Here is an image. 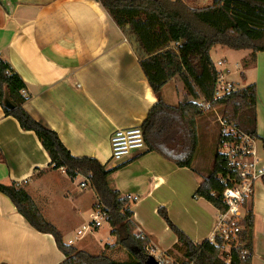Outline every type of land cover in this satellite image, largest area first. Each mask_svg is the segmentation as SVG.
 Here are the masks:
<instances>
[{
    "label": "crops",
    "instance_id": "0c3cea01",
    "mask_svg": "<svg viewBox=\"0 0 264 264\" xmlns=\"http://www.w3.org/2000/svg\"><path fill=\"white\" fill-rule=\"evenodd\" d=\"M181 1L191 8L212 3ZM235 52L242 57L241 63L234 65L233 77L225 69V61L219 65L212 62L220 84L227 83L226 89L231 84L237 89L255 84L256 134L262 145L264 52L257 53L246 67L242 60L251 57L250 51ZM0 59L10 64L25 85L21 93L27 97L24 109L54 131L70 155L94 158L107 169L124 164L108 177V183L130 199L134 233L149 238V249L165 254L176 243L174 233L158 214L159 208L166 210L170 221L193 243L209 240L217 210L193 194L212 163L197 168L195 159L192 170L179 168L155 152H137L118 162L110 159L112 133L140 126L157 99L132 47L98 3L0 0ZM182 94L177 77L162 89V99L168 105L176 106ZM49 163L36 135L22 130L0 107V183L13 182L23 188L43 218L61 232L65 244L95 256L105 252L111 258L113 249L105 250V246L116 240L94 208L98 204L94 192L90 186L80 189L79 179L69 177L63 169H51ZM252 210L251 264H264V178L254 184ZM94 216L99 225L88 226ZM103 225L106 230L100 240L87 238L99 233ZM94 249L97 254L92 253ZM64 260L52 236L30 227L0 193V264H60Z\"/></svg>",
    "mask_w": 264,
    "mask_h": 264
},
{
    "label": "trees",
    "instance_id": "16d2710c",
    "mask_svg": "<svg viewBox=\"0 0 264 264\" xmlns=\"http://www.w3.org/2000/svg\"><path fill=\"white\" fill-rule=\"evenodd\" d=\"M108 14L122 32L138 60L142 73L157 99L139 126L145 145L144 153L155 152L179 168L192 170L198 149L197 119L220 109V118L248 137L256 134V86L230 88L220 96L219 72L210 57L216 46L233 51H250V60L264 52V0H212L210 6L191 8L181 0H93ZM248 64L244 61L243 67ZM174 77L183 86L182 100L176 106L166 104L162 89ZM22 79L10 64L0 59V107L5 116L13 117L20 128L32 131L46 151L53 170L63 169L74 178L87 176L98 209L115 237L112 246L121 247L127 259L114 261L105 252L91 255L63 241L61 232L47 222L23 188L15 183H0L6 196L35 231L51 235L65 260L60 264H144L148 257L147 236L135 235L136 226L127 196L110 187L108 177L124 164L107 169L94 158H76L62 145L57 134L34 119L25 109L27 97ZM5 100L11 108L4 105ZM208 105V106H206ZM222 141L237 142L233 136L216 137L211 169L201 177L193 198H201L217 211H225L223 191L230 186L221 179H240L229 168L226 156L218 152ZM264 146V139L261 140ZM244 215L234 239L214 238L193 243L169 219L164 208L158 214L174 233L176 243L165 256L180 255V264H251L253 224L252 198L243 204ZM228 247V251L225 250ZM178 259V258H176ZM177 261V260H176Z\"/></svg>",
    "mask_w": 264,
    "mask_h": 264
},
{
    "label": "built area",
    "instance_id": "2783aa9c",
    "mask_svg": "<svg viewBox=\"0 0 264 264\" xmlns=\"http://www.w3.org/2000/svg\"><path fill=\"white\" fill-rule=\"evenodd\" d=\"M226 90L228 89L223 90V87L219 85L217 95L220 96ZM220 91H222L221 94ZM218 121L221 127L220 136H233L237 140V142H220L218 152L227 157L229 168L240 181L235 182L229 177L220 178L222 183H229L230 186L222 193V202L226 210L217 211L213 232L209 238L211 242L218 237L227 241L235 238L240 230L237 223L244 215L243 204L252 198L254 184L264 178V161L261 158L263 147L258 139L244 135L236 129L235 125L226 123L220 117ZM110 149V159L115 162L125 160L134 153L143 152L146 148L140 127L115 130L110 137ZM74 179H79L77 185L80 189L90 186L87 176L77 175ZM91 224L99 225L96 216L88 226ZM146 250L147 254L154 257L159 264H168L167 257L162 252L149 248Z\"/></svg>",
    "mask_w": 264,
    "mask_h": 264
},
{
    "label": "rangeland",
    "instance_id": "374dc122",
    "mask_svg": "<svg viewBox=\"0 0 264 264\" xmlns=\"http://www.w3.org/2000/svg\"><path fill=\"white\" fill-rule=\"evenodd\" d=\"M211 1H208V4ZM201 3H205V0H202ZM205 5V4H202ZM212 60L215 64L219 65L221 63L226 64L225 69L228 70V73L231 77H233L234 73H236V69L234 68L235 64H240V58L242 57L237 52L230 50L226 47H219L216 46L211 51ZM247 64H250V58L248 57L246 60ZM242 60V62L244 63ZM243 67V66H242ZM222 85V84H220ZM223 90L227 88V83L225 82L223 85ZM231 88L237 89L233 84H231ZM222 91H220V94ZM222 110H213L212 112L204 114L201 119L199 120V127H198V149L196 152L195 159H197V168L203 167L204 164L212 163L213 162V154L216 148V137L220 130V124L218 118L221 116ZM89 187V186H88ZM106 230V226H102L99 229V233H92L88 234L87 238L98 239L103 236L104 231ZM225 250L228 251V247H225ZM147 252V250H146ZM93 254H97V250H92ZM111 258L114 261H123L127 259V252L123 248H115L111 251ZM178 258V259H176ZM177 260V261H176ZM182 261L180 255L174 254L170 260L166 258V262L168 264H180Z\"/></svg>",
    "mask_w": 264,
    "mask_h": 264
},
{
    "label": "water",
    "instance_id": "95a60500",
    "mask_svg": "<svg viewBox=\"0 0 264 264\" xmlns=\"http://www.w3.org/2000/svg\"><path fill=\"white\" fill-rule=\"evenodd\" d=\"M4 105L7 108H11V104L7 100H5ZM144 264H159V263L154 259V257H152L151 255H148V257L145 260Z\"/></svg>",
    "mask_w": 264,
    "mask_h": 264
}]
</instances>
